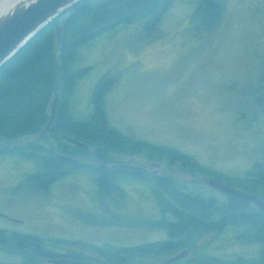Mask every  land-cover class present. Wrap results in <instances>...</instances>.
<instances>
[{
    "label": "rangeland",
    "instance_id": "374dc122",
    "mask_svg": "<svg viewBox=\"0 0 264 264\" xmlns=\"http://www.w3.org/2000/svg\"><path fill=\"white\" fill-rule=\"evenodd\" d=\"M200 1L173 0L151 28L142 19L105 33L78 51L72 68L81 74L70 101V115L89 121L95 114V95L105 83L100 98L106 124L131 141L122 155L105 164L88 160L95 152L92 147L79 156L76 172L99 166L110 170L118 163H156L161 177L174 179L191 195L213 199L218 207L229 206L230 201L203 185L201 178L245 179L260 160L264 148V0H213L221 7V15L209 30L204 16H198ZM70 14L56 26L62 28ZM61 135L51 131L35 142L53 149L56 159L62 155ZM151 147L191 157L213 175L192 174L168 157L152 155ZM121 176L126 197L118 206L109 200L106 206L101 202L97 176H65L50 182L41 196L31 187L33 194L24 203L31 208L21 206L16 195L11 200L13 213L29 218L26 233L49 240L47 252L71 260L161 264L179 254L181 251L123 262H110L106 255L96 254V248H131L168 240L164 231L144 227L159 214L150 184L127 172ZM236 189L264 200V187ZM248 233L239 228L207 235L187 249L190 261L175 264H203L205 256L220 264L236 263L239 258L248 261L244 264H263L247 243L248 237L244 238ZM3 252L7 253L0 245V264L17 263Z\"/></svg>",
    "mask_w": 264,
    "mask_h": 264
},
{
    "label": "trees",
    "instance_id": "16d2710c",
    "mask_svg": "<svg viewBox=\"0 0 264 264\" xmlns=\"http://www.w3.org/2000/svg\"><path fill=\"white\" fill-rule=\"evenodd\" d=\"M171 1L173 0H83L48 24L0 68V137L8 140L41 138V132L49 120L52 97L57 90V84L61 82L63 95L52 126L53 133L69 135L91 143L96 156L105 162H108L106 159L108 152H124L128 149L131 140L120 136L106 124L100 98L105 93V83L99 86L95 95L96 113L89 121H78L70 115V101L81 74L74 72L72 65L81 48L94 43L105 33H111L120 26L137 24L142 19L147 20L148 28H151L156 17ZM220 8L213 0L200 1L198 16L201 14L204 16L202 20L207 30L211 29L220 17ZM69 12L71 14L64 20L62 26L64 37L63 45L60 47L56 42V25ZM14 152L16 155L29 154L33 159L40 161V165L44 167V174L33 177L32 181L40 187L61 177L56 175L70 167L69 164H63L53 157V149L37 143L26 148H16ZM151 152L152 155L174 160L192 174L213 175L191 157L153 147ZM259 154L260 160L256 161L254 171L249 173L247 178L226 180L213 177L219 178L218 181L227 182L234 188L240 186L248 191H252L253 187H264V148ZM123 172L132 174L129 171L107 170L100 166L91 168V173L97 174L99 196L105 206L107 200L112 206H118L126 197L122 194L120 186ZM132 177H138L139 181L150 184L159 207L158 219L145 223L144 227L164 231L168 240L131 248L119 247L110 250L106 247L96 248V254L106 255L110 262H123L137 257L160 256L191 249L207 235L219 236L235 228H246L252 237L264 238V213L249 208L248 203L230 201L226 208L218 207L215 200L193 196L186 192L185 186L173 179L154 176ZM15 239H6L0 234V245L7 253L25 252L23 249L31 248L32 252L42 254L46 258L55 257L49 251L40 250V245L21 242L23 240L18 237ZM202 261L203 264L221 263L207 256L202 257ZM28 262L32 261H26ZM226 263L244 264L245 261L238 259L236 263Z\"/></svg>",
    "mask_w": 264,
    "mask_h": 264
},
{
    "label": "flooded vegetation",
    "instance_id": "af4514ba",
    "mask_svg": "<svg viewBox=\"0 0 264 264\" xmlns=\"http://www.w3.org/2000/svg\"><path fill=\"white\" fill-rule=\"evenodd\" d=\"M94 110H95L94 113H96V109ZM94 115L95 114H93V116ZM52 129L53 127H51L49 133L52 131ZM64 136L69 137L68 135H65V134L61 135V138L63 141H62V144H60L59 146H60V150L62 149L63 151H60V152L64 156L71 157L73 160L70 163L61 162L63 164H69L70 169L68 168L63 173L56 175V176H61V177L59 178L57 177L52 182L54 183L58 181V179H62L65 176H96L97 174L91 173V168H88L87 170L81 169V171H78V172H76L75 170L76 166L79 164L80 158H82L79 156L84 152H91V148H92L91 145H88L89 149L85 151L82 148L71 144L68 140L64 138ZM69 138L76 140L75 138H72V137H69ZM36 139L38 138L37 137H25L24 139L20 140V142H17L18 143L17 144L15 140H8V139L0 137V221L3 222L2 224H0V234L4 236V238L6 239L7 238L17 239L18 237L19 239L23 240L21 242H25L28 244L33 242V244L35 245H40V250L47 252V244L49 240L37 237L36 235L31 234V233H26V228L28 227L29 224H31L29 218L25 216L22 217L16 213H13V206L11 204V200L15 199L17 195V201L21 206L31 208V206H26V204H24L26 200H29L28 199L29 194L31 193L33 194V191H31V189L33 188L34 192L38 193V196L44 195L45 193L43 192H46L48 189L47 186H49V184L45 186L41 185L40 187L39 185H37V183L32 182L33 177L42 176L44 174L43 173L44 167L40 165V161L37 159H33L29 154L16 155V153L14 152L16 148H26L28 146H31L32 144H35ZM76 141L82 142L80 140H76ZM92 153H93V156H89L88 160L90 161L92 160L98 163L101 162L102 164H105V161L101 160L98 156H96V151ZM115 155H122V154L120 152L110 151L106 154V159L110 160V158H114ZM43 160L44 159H41V161ZM152 164H156V163L148 162L146 164H141L138 166L131 165V166H136L142 169L141 171L132 172V174L136 173V175L134 176L147 175V176H154L157 178H169V177H161V174L159 173L160 172L159 170L161 167L154 168L151 166ZM7 165H10V168ZM89 165L91 166V164ZM120 165H129V164H119V163L113 164L111 168L115 169V166H120ZM156 165H159V164H156ZM124 171H129V170H124ZM169 179H172V178H169ZM201 183L203 185H206L203 183L202 178H201ZM151 191L153 194L152 189ZM246 193L251 194L249 192H246ZM223 195L224 194H222L221 196L225 197L229 201H233L230 198H228L226 195L224 196ZM249 208L256 209L253 204H250ZM234 230H237V228H235ZM245 237L246 238L248 237L247 243L252 244L255 250L254 254L258 256L259 260L264 261V238L252 237V235H250L249 233L245 235L244 238ZM23 250L25 252H19V253L18 252L17 253H4L3 252L2 255H4L5 258L8 257L10 260L11 259L15 260L18 264H49L48 261L51 259H61V258L69 259L68 257L64 258L55 253L54 254L52 253L55 257L46 258L42 256V254L32 252L31 248H29L30 251L27 249H23ZM188 258H186L185 261H188V260L190 261V259ZM239 259H242L243 261H245V263L248 262L246 261L245 258H239ZM26 261H33V263L32 262L26 263Z\"/></svg>",
    "mask_w": 264,
    "mask_h": 264
},
{
    "label": "water",
    "instance_id": "95a60500",
    "mask_svg": "<svg viewBox=\"0 0 264 264\" xmlns=\"http://www.w3.org/2000/svg\"><path fill=\"white\" fill-rule=\"evenodd\" d=\"M83 0H0V68L10 61L36 34H38L48 24L66 12L69 8L82 2ZM56 42L63 45L64 30L61 27L55 29ZM54 94V99L50 104V115L41 135L47 134L53 126L60 106V92L58 89ZM74 146L88 150L85 143L73 140L64 136ZM60 162L70 163L73 159L64 155H56ZM154 168L159 165L152 164ZM115 169L129 170L131 172L142 169L131 165L115 166ZM204 184L209 188L218 191L233 201L250 203L255 208L264 213V200L255 195L239 191L230 185L209 178H202ZM189 256V251L184 250L176 254L169 260L161 264H175L185 260ZM49 264H93L69 259H51Z\"/></svg>",
    "mask_w": 264,
    "mask_h": 264
},
{
    "label": "bare ground",
    "instance_id": "6f19581e",
    "mask_svg": "<svg viewBox=\"0 0 264 264\" xmlns=\"http://www.w3.org/2000/svg\"><path fill=\"white\" fill-rule=\"evenodd\" d=\"M73 64H74V63H73ZM72 66H73V65H72ZM184 250H187V249H183V250H181V252L184 251ZM188 257H189V256H188Z\"/></svg>",
    "mask_w": 264,
    "mask_h": 264
}]
</instances>
